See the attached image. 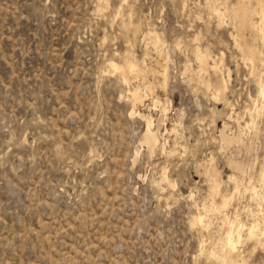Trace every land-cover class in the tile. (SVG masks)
<instances>
[{
	"label": "rangeland",
	"instance_id": "rangeland-1",
	"mask_svg": "<svg viewBox=\"0 0 264 264\" xmlns=\"http://www.w3.org/2000/svg\"><path fill=\"white\" fill-rule=\"evenodd\" d=\"M237 2L0 0V264H264L261 236L221 258L223 212L193 222L211 180L230 194L232 175L243 189L228 214L264 226V99L237 45L264 40L238 31ZM128 58L144 73L126 84L110 64ZM221 130L253 149L224 146Z\"/></svg>",
	"mask_w": 264,
	"mask_h": 264
},
{
	"label": "bare ground",
	"instance_id": "bare-ground-1",
	"mask_svg": "<svg viewBox=\"0 0 264 264\" xmlns=\"http://www.w3.org/2000/svg\"><path fill=\"white\" fill-rule=\"evenodd\" d=\"M250 1L251 0H238L236 5L231 6L229 11H227V9H226L225 12H221L220 8H218V6H216V5H214L213 7H214V10H215L216 14L219 17H221V18L224 15H226V11H227V13H229V15L236 22V24H237L236 26H237L239 32H241V31H243L245 29H248V28L257 29L260 32V35H261L260 37H262V39L264 40V0H256L257 3H258V8L257 9H251V6L249 4ZM253 13L257 14V16H258V19H259V22H258L259 24L258 25H255V23H253V21H252V19H253L252 18V14ZM257 30H255V31H257ZM156 35L157 36H156L155 40L153 39L154 42L155 43L161 42V39L159 38L158 34H156ZM256 35H257V33H256ZM263 43H264V41H263ZM237 45H238L239 49L241 50L244 59L249 62V65H250V68H251V72H252V74L255 77V82H256V85H257L258 94H259L260 98L264 99V52L261 51L257 46L250 45L247 42V40L244 39V37H240V41L237 42ZM195 56H196V58H197V60H198V62L200 64V67L201 68H206L207 63H208L207 62V55L203 54L201 51L198 50L196 52ZM111 66H112L114 71L120 72L121 78L124 81V83H126V84L129 81V75H133L135 77H137V76L139 77L141 74L143 75V73H144L143 69H142L143 66L141 67L140 64L136 61V59L134 60V59L128 58V59H126L125 64L121 65V66L116 64V63H114V62H112L110 64V67ZM163 75L165 77V79H164V84H165L167 82V78L168 77H167L166 73H164ZM202 82H205V79H202ZM146 86H147V84H146ZM149 87H151V84L148 85L147 89H150ZM221 89H222V84H221V87H220V84H218L217 88L215 89L216 90V92H215L216 97H219V96L222 95ZM128 92H129L128 95L130 96V99H131L132 104H133V109L131 111V114H134L135 113V106L142 100V93H141V90L139 88H135V87L133 89L129 88ZM144 95L145 94H143V96ZM158 101H155V102L157 103ZM153 105L155 106V104H153ZM157 105H159V104L157 103ZM260 112H261L260 109H255V111L250 112L251 117H254L255 113L259 115ZM145 119H146V123H147V128H146L145 133L143 134V141L148 145L150 151L152 152L153 150H156L157 146H159L158 143H159V138H160L159 137L160 132H159L158 129L155 130L153 128V122H152L151 118L148 117V118H145ZM251 125H252V123H251ZM225 127H226V125L223 128L225 129ZM226 130H227V127H226ZM228 134H226L224 130H221V140H222L224 146H231L232 144H238V145H244V147L246 146L248 149H253L254 146L252 144H249L248 142L245 141V139H244V137L242 135L243 133L242 134L238 133L235 136H229ZM255 136H256V134H255ZM211 165H213V164H211ZM230 165L232 166L233 169L239 171V173L243 172L244 169H245V164L242 163L241 161H232L231 160L230 161ZM210 168L213 169L214 171L217 170V169L214 168V165L211 166ZM258 173H259L258 177H259L260 181H262L264 183V169H261ZM208 176H210V175H208ZM162 178H163V180L167 179V177L165 175V172H164ZM230 179H232L235 182L234 183L235 184L234 192H232L230 194L224 193L222 191V188H221L222 185H221V182H220L219 179L217 180V179L214 178V179L211 180V182H210L211 183L210 184V190H209L210 191L209 192L210 201H209L208 204L205 202L203 204V207L199 210V212L196 215H194V218H193L194 224H196V223L203 224L205 219H206V217L208 218V216H210L212 213L216 214L215 211H220V212L224 213V216H223L224 217V221H223L224 226H222L223 228L221 227L222 228L221 231L223 233V237H222V234H221L222 240L220 242L223 245L222 247H223V251L224 252H222V253H224V256L221 257V258H223V260L226 259V258H229V257L231 258L232 256L236 255L235 254L236 251L239 250L238 249V244L243 242V240L254 239V238H257V237L259 238V236H261V238L264 239V226L263 227L259 226L260 223L257 220L259 218H257L256 216H255L256 217L255 218L253 216L255 214L252 213L253 214L252 216L255 219H254V221H252L249 224L244 223L240 219V217L237 215L238 211L235 213L234 216H232V214L230 216L229 215L230 213L228 214L227 209L231 205V203L233 202L232 200H234L236 194H238L239 191H241L243 189L242 188L240 190L239 179H238L237 176H232L231 175ZM252 179L253 178L250 177L249 181L247 182L248 183L247 186H250L253 189H255V185L256 184L254 185V182L252 181ZM262 182H260V183H262ZM256 189H257V187H256ZM251 191H252V189H251ZM255 192L257 194V190ZM255 192H252V193H255ZM261 194H262V192H261ZM217 195L221 196L220 197L221 198L220 202H217L216 199H215V197ZM256 198H258V196ZM260 198H261V196H260ZM263 203H264V201H263ZM256 215H258V214L256 213ZM260 220H261V218H260ZM221 244H219V245H221ZM214 247H215V245H214ZM210 254H211V256H215L216 255L214 253V251H211ZM235 257L236 256H234V258ZM219 259H220V257L218 258V260ZM223 262H225V261H223Z\"/></svg>",
	"mask_w": 264,
	"mask_h": 264
}]
</instances>
